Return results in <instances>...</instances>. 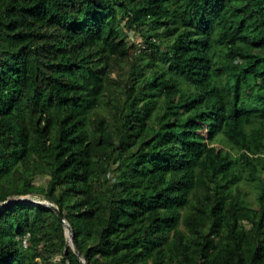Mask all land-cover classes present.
<instances>
[{"label": "trees", "instance_id": "obj_1", "mask_svg": "<svg viewBox=\"0 0 264 264\" xmlns=\"http://www.w3.org/2000/svg\"><path fill=\"white\" fill-rule=\"evenodd\" d=\"M263 173L264 0H0V264H83L33 197L86 264H264Z\"/></svg>", "mask_w": 264, "mask_h": 264}, {"label": "rangeland", "instance_id": "obj_2", "mask_svg": "<svg viewBox=\"0 0 264 264\" xmlns=\"http://www.w3.org/2000/svg\"><path fill=\"white\" fill-rule=\"evenodd\" d=\"M128 43L134 45V48L130 50L131 54H135L138 52V50L143 48L142 38L138 34H135L133 31H128ZM216 146H218L219 148H226V150H228L227 144L225 142L218 141L216 142ZM262 178L264 179V173L262 174ZM37 183L41 184L42 180H38ZM240 183H241V189L244 192L245 199L249 201L253 206H256L257 202L255 197H256L257 189L255 188V186L253 184L248 185L246 183H242V182ZM33 199L37 202L43 201L42 199L37 197H33Z\"/></svg>", "mask_w": 264, "mask_h": 264}, {"label": "water", "instance_id": "obj_3", "mask_svg": "<svg viewBox=\"0 0 264 264\" xmlns=\"http://www.w3.org/2000/svg\"><path fill=\"white\" fill-rule=\"evenodd\" d=\"M20 200L21 201H27L26 199H20ZM35 203L36 204L44 205V206L50 208L51 210H53L57 214L59 220L63 222V224H64V226L66 228V231H67V241H68V243L71 244V246L73 247L75 253L78 255V257L81 260V262L83 264H86V262L84 261V259L82 258V256L80 255V253L78 252V250L76 249V247L74 245V235H73V232H72V228H71L70 224L63 219V217L61 215V212L58 209V207L55 206V205H53L52 203H49V202H46V201H39V202L35 201ZM6 204H8V203L1 204L0 207H2L3 205H6Z\"/></svg>", "mask_w": 264, "mask_h": 264}]
</instances>
